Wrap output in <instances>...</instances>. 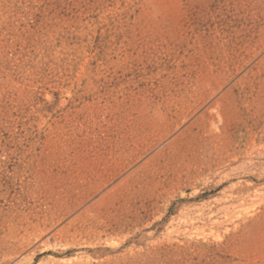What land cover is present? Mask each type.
<instances>
[{
  "label": "rangeland",
  "instance_id": "1",
  "mask_svg": "<svg viewBox=\"0 0 264 264\" xmlns=\"http://www.w3.org/2000/svg\"><path fill=\"white\" fill-rule=\"evenodd\" d=\"M0 264H264V0H0Z\"/></svg>",
  "mask_w": 264,
  "mask_h": 264
}]
</instances>
